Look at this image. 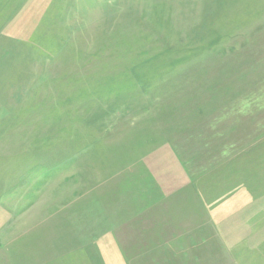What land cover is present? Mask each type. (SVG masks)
Listing matches in <instances>:
<instances>
[{"label": "rangeland", "instance_id": "1", "mask_svg": "<svg viewBox=\"0 0 264 264\" xmlns=\"http://www.w3.org/2000/svg\"><path fill=\"white\" fill-rule=\"evenodd\" d=\"M0 264H264V0H0Z\"/></svg>", "mask_w": 264, "mask_h": 264}]
</instances>
